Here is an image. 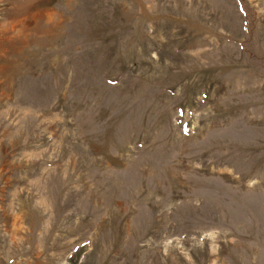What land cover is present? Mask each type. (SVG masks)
Wrapping results in <instances>:
<instances>
[{
  "label": "rangeland",
  "instance_id": "1",
  "mask_svg": "<svg viewBox=\"0 0 264 264\" xmlns=\"http://www.w3.org/2000/svg\"><path fill=\"white\" fill-rule=\"evenodd\" d=\"M0 264H264V0H0Z\"/></svg>",
  "mask_w": 264,
  "mask_h": 264
}]
</instances>
